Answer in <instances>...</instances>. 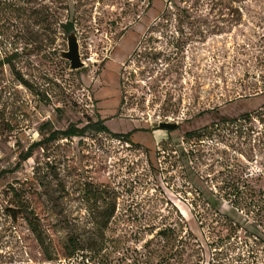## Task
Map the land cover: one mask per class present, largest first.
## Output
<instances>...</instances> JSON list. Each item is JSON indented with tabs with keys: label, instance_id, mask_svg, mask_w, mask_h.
<instances>
[{
	"label": "rangeland",
	"instance_id": "obj_1",
	"mask_svg": "<svg viewBox=\"0 0 264 264\" xmlns=\"http://www.w3.org/2000/svg\"><path fill=\"white\" fill-rule=\"evenodd\" d=\"M71 32L79 69L61 56ZM262 105L264 0H0V264H143L147 241L182 218L201 264L223 247L264 264L257 217L235 205L244 180L264 188ZM246 111L240 128L203 131ZM99 120L110 132L47 139ZM39 197L55 207L50 239L62 218L96 252L49 260L19 210Z\"/></svg>",
	"mask_w": 264,
	"mask_h": 264
},
{
	"label": "trees",
	"instance_id": "obj_2",
	"mask_svg": "<svg viewBox=\"0 0 264 264\" xmlns=\"http://www.w3.org/2000/svg\"><path fill=\"white\" fill-rule=\"evenodd\" d=\"M73 27L72 24H68V28ZM264 107V105H262ZM253 112L246 111L240 114L237 117L219 115L218 119L213 121L211 125H207L203 128L204 130H210L214 126H218L220 122L224 124H234L238 128H240V122L250 119ZM93 129L99 132H110V129L104 124L102 120L94 124H88L82 128L77 126H70L66 130L63 131H55L52 132L48 140H53L58 138L59 136L63 137H72L78 135H84L88 129ZM194 132H191L189 135H193ZM205 134H199V136ZM116 137H129V134H120L114 133ZM40 145V142H35L31 149ZM32 156V150H28L24 154V160L28 159ZM260 178V177H259ZM239 180V179H238ZM251 180H244L242 183H239L238 186H235L238 189V193H240V198L238 202L235 203L236 209L239 211H245L249 214L250 217H257V224L253 226L256 227L255 235L259 241L264 242V188H256L251 185ZM15 209V208H14ZM13 209V211H14ZM20 213H23L29 228L35 234L43 252L46 254L49 260L53 259L57 255L59 258H73L81 251H91V253H95L96 251L84 248L80 242V240L75 239L69 233H66V227L63 224L62 218L56 219L55 222L51 225L55 228V231L60 234L55 239H50L47 232V229L42 225V219L44 213H50L49 216L53 217L55 214V207L46 206L42 198H38L37 202L33 206H29L28 204H21L19 207ZM113 214L104 215L101 217L98 224L101 229H106L108 224L111 221ZM48 216V217H49ZM231 220V228H237L238 224ZM187 227V222L184 218L181 219L180 227H172L168 226L166 228L160 229L157 231L156 236H158V240L154 241L153 238L147 241L146 245L151 246L148 254L146 255L143 264H153L152 263V255L154 252L159 251V247L165 248L170 244V248H167L165 254L162 256L161 264H201L203 249L201 248L199 242L195 241V237L191 231H185ZM163 242L162 245H160ZM257 242V241H256ZM259 244V242H258ZM217 248H220L222 245H219V242H215ZM219 245V246H218ZM228 247L220 250H216L213 255V264H235V257H230L228 253ZM189 252V253H188ZM85 253V252H83ZM189 256L196 255V260H186V254ZM253 262L252 264H254ZM258 264V263H257Z\"/></svg>",
	"mask_w": 264,
	"mask_h": 264
},
{
	"label": "water",
	"instance_id": "obj_3",
	"mask_svg": "<svg viewBox=\"0 0 264 264\" xmlns=\"http://www.w3.org/2000/svg\"><path fill=\"white\" fill-rule=\"evenodd\" d=\"M144 1V0H142ZM61 56L70 62L71 69H79L85 65L82 60L80 53V45L78 41V36L75 32H71L68 36V50L62 51ZM177 122L163 121L159 123V127L162 129L173 130L177 127Z\"/></svg>",
	"mask_w": 264,
	"mask_h": 264
}]
</instances>
